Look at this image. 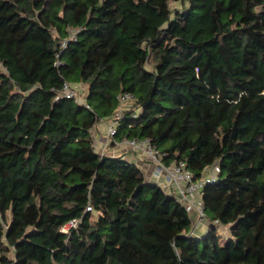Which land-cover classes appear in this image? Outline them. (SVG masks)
Here are the masks:
<instances>
[{"label": "trees", "instance_id": "obj_1", "mask_svg": "<svg viewBox=\"0 0 264 264\" xmlns=\"http://www.w3.org/2000/svg\"><path fill=\"white\" fill-rule=\"evenodd\" d=\"M126 92L117 142L220 166L203 235L164 176L98 150ZM0 264H264V0H0Z\"/></svg>", "mask_w": 264, "mask_h": 264}, {"label": "built area", "instance_id": "obj_2", "mask_svg": "<svg viewBox=\"0 0 264 264\" xmlns=\"http://www.w3.org/2000/svg\"><path fill=\"white\" fill-rule=\"evenodd\" d=\"M70 31V37L61 42V49L57 53L56 65L58 66L63 65V61L60 59L62 51L68 46L71 39H76L79 29L71 28ZM84 90V84L74 85L66 81L63 89L56 98L75 99L79 104L89 107L85 101V96L84 99L80 97V92ZM118 98L120 101V109L109 119L102 120L107 125L106 135L102 137V141L106 142L104 143V147L108 148V146L114 142L122 144L151 161L155 166V174L157 176H164L166 179L165 183L169 187L174 188L175 195L184 203L187 210L191 214H195L198 222H204L207 217L203 207L202 190L206 183L216 180L217 174L220 171V166L216 164L214 167L209 168L206 176L199 180H195L194 174L187 168L184 161H174L171 165L167 166L162 160L161 152L150 139L124 138L122 141L117 142L115 136L118 132L119 122L124 118L125 112L132 109L135 101L134 95L129 92L119 95ZM131 115L136 117L138 115V110L132 109ZM87 210H93L92 205H89ZM76 225L77 221H71L65 225L63 231L68 232L70 227Z\"/></svg>", "mask_w": 264, "mask_h": 264}, {"label": "crops", "instance_id": "obj_3", "mask_svg": "<svg viewBox=\"0 0 264 264\" xmlns=\"http://www.w3.org/2000/svg\"><path fill=\"white\" fill-rule=\"evenodd\" d=\"M107 125L103 121H101L93 130H91V135L94 138V142L97 144V148L99 151L107 152L110 156H120L123 157L125 160H130L132 162H135L140 166V168L145 173L146 177L155 181L159 182L160 184L162 181H164L163 176H157L155 174V166L154 164L149 161L148 159L141 156L139 153L132 151L131 149H128L122 144L118 143H112L113 145L108 146V148H105L102 144V137L106 135ZM110 147V148H109ZM130 152H129V151ZM165 186L169 189V186L164 183ZM165 188V187H164ZM166 189V188H165ZM193 228L191 230V233L196 235H203L208 231L209 224L206 222H198V219H196L195 214L193 213Z\"/></svg>", "mask_w": 264, "mask_h": 264}, {"label": "rangeland", "instance_id": "obj_4", "mask_svg": "<svg viewBox=\"0 0 264 264\" xmlns=\"http://www.w3.org/2000/svg\"><path fill=\"white\" fill-rule=\"evenodd\" d=\"M172 8H173V9H180V10H181V9H182V5H180V4L177 3V2H174V3H172ZM84 96H85L84 93H83V92H82V93L80 92V97H82V98L84 99ZM102 143H106V142H102ZM102 145L104 146V144H102ZM109 148H110V147H109ZM128 151H129V150H128ZM129 152H130V151H129ZM205 221H206V220H205ZM205 221H204V222H205Z\"/></svg>", "mask_w": 264, "mask_h": 264}, {"label": "water", "instance_id": "obj_5", "mask_svg": "<svg viewBox=\"0 0 264 264\" xmlns=\"http://www.w3.org/2000/svg\"><path fill=\"white\" fill-rule=\"evenodd\" d=\"M190 234H192V233H190Z\"/></svg>", "mask_w": 264, "mask_h": 264}]
</instances>
